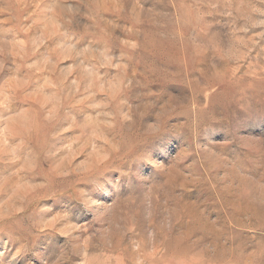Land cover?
Returning <instances> with one entry per match:
<instances>
[{
	"label": "rangeland",
	"instance_id": "rangeland-1",
	"mask_svg": "<svg viewBox=\"0 0 264 264\" xmlns=\"http://www.w3.org/2000/svg\"><path fill=\"white\" fill-rule=\"evenodd\" d=\"M0 264H264V0H0Z\"/></svg>",
	"mask_w": 264,
	"mask_h": 264
},
{
	"label": "clouds",
	"instance_id": "clouds-1",
	"mask_svg": "<svg viewBox=\"0 0 264 264\" xmlns=\"http://www.w3.org/2000/svg\"><path fill=\"white\" fill-rule=\"evenodd\" d=\"M64 139L61 144L57 147L68 149H79L83 145V150L81 151V156L87 154L93 137H91L86 129L82 128H74L73 126H68L65 128ZM87 142V143H85ZM80 157H77L79 159Z\"/></svg>",
	"mask_w": 264,
	"mask_h": 264
}]
</instances>
